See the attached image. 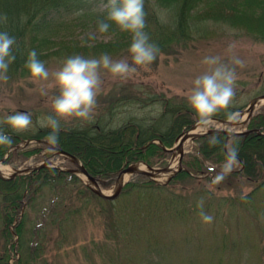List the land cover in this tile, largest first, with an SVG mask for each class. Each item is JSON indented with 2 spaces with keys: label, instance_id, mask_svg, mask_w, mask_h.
<instances>
[{
  "label": "trees",
  "instance_id": "trees-1",
  "mask_svg": "<svg viewBox=\"0 0 264 264\" xmlns=\"http://www.w3.org/2000/svg\"><path fill=\"white\" fill-rule=\"evenodd\" d=\"M96 1L0 0V16H7L6 23L0 22V32H7L16 41L12 46L16 59L10 64L7 74L12 77H29L25 64L32 50L37 52L45 67L52 58L62 59L74 55L97 56L124 52L131 58L127 51L131 35L121 32L112 22H109L111 27L105 33L110 36L108 41L81 46L73 39L64 38L72 22L69 17L91 16ZM107 11L94 15L95 19H106ZM144 12V30L150 42L160 49L153 63H157L162 55L168 57L179 54L193 45L195 40L204 38L207 35L206 22L240 29L253 42L264 43V0H144ZM61 29H65V32ZM159 98L162 99L159 100L162 101L161 112L151 119L131 115L114 128L96 123L76 128L60 124L59 143L56 147L79 158L91 175L102 180L104 187L111 186L119 171L129 163L143 161L149 166L165 165L169 152L152 141L158 139L164 146L171 147L182 126L193 122V110L185 101L175 102L164 96ZM122 99L125 97L119 98V101ZM154 99L152 97L150 101L155 102ZM113 104L109 108L113 109ZM221 112L215 116L226 118V114L221 115ZM0 128L5 134H12L6 124L0 125ZM257 128L264 129V107L248 123V129ZM50 132V128L39 127L29 137L45 140ZM213 135L220 138V143L215 146L208 143L209 137ZM10 137L12 146L23 141L16 135ZM75 142L80 145H72ZM229 142L238 146L241 167L228 176L241 175L257 183L252 192L236 198L243 204H250L249 199L255 190L264 186V134L252 132L237 135ZM39 143L13 149L4 163L17 168L24 160L37 159L34 156L44 150ZM224 143V134L213 133L199 138L195 153L183 156V170L166 184H157L144 175H134L125 184L121 196L114 201L99 198L78 177L51 167H42L10 180L0 179V236L10 244L0 254V264H11V257L14 260L12 264H36L44 252L45 239L57 245L63 243L65 224L71 213L67 200L70 202L73 198L85 205L90 200L94 205L100 203L101 206L97 204L94 212L103 217L109 227H119V244H127V236L132 232L128 227L133 229L134 221L141 223L138 228L144 230L151 222L156 223L167 215L180 214L181 211L185 215L190 207H196V196L193 200L190 197L184 199L174 190L187 189L188 184L195 181V175L206 173L205 170L210 169H207L206 162L223 164L226 155ZM7 148L0 146V159ZM105 153L110 155L101 162L94 159ZM44 155L49 157L51 151H46ZM208 180L211 181V178L208 177ZM32 210L36 211L37 216L33 217L30 228L32 218L29 215ZM10 225H13L14 234L9 229ZM53 233L59 237L52 238ZM14 235L18 236V242L14 241ZM164 247L155 249L159 251ZM17 253H20L19 258Z\"/></svg>",
  "mask_w": 264,
  "mask_h": 264
},
{
  "label": "rangeland",
  "instance_id": "rangeland-1",
  "mask_svg": "<svg viewBox=\"0 0 264 264\" xmlns=\"http://www.w3.org/2000/svg\"><path fill=\"white\" fill-rule=\"evenodd\" d=\"M107 4L106 0H98L92 8L91 16L69 17L72 20L69 29H66L67 32L61 29L67 34L64 38L73 39L81 46L96 41H108L110 36L97 31L99 20L94 16L103 14L107 10L105 7ZM208 21L213 22V20ZM206 29L208 37L193 43L179 54H171L168 57L162 55L157 63L147 66L132 65V59L124 52L110 54L113 60L126 59L131 66L137 68V71L129 78L121 79L113 78L111 73L101 69L102 84L91 118L82 120L75 117L66 119L56 117L59 123L68 128H76L88 123H96L100 126L106 124L107 127L114 128L131 115L146 116L147 119H151L161 112L162 101L159 100L162 99L159 97L163 96L175 102L185 101L192 110L188 102L192 82L207 69V65L202 61L206 57L213 56L220 57L221 62L226 64H230L233 56L244 61V67L236 66L237 80L232 104L220 114L245 112L250 101L264 93V43L253 42L245 37L240 29L231 28L226 24L206 22ZM89 32H95L96 39L82 45L81 37L84 36L87 40L86 34ZM232 44L235 47L229 52V45ZM82 56L99 58L101 55ZM65 59L49 60L46 66L49 73L58 70ZM42 89L47 95H41ZM58 94L59 89L51 75L47 81L34 80L31 76L22 78L9 76L7 83L0 81V119L16 112L29 113L32 117V125L28 130L15 132L10 128L12 134H6L28 139L29 135L34 134L41 127L42 117L55 115L51 104L52 98ZM124 97L125 99L119 101V98ZM152 97L155 98V102L150 101ZM112 103H114L113 109L109 108ZM262 105L264 104L257 106L255 113L261 112L264 107ZM192 115L194 122L197 117L194 112ZM215 127L222 126L216 123ZM186 129L187 126H182L179 134ZM236 129L242 130L240 127ZM33 143L35 141L29 144ZM72 145L78 146L80 143L75 142ZM196 147L195 140L189 141L184 149L188 153H195ZM46 151L49 150H42L34 156L38 157L35 160L32 158L24 160L19 167L34 166L45 160L47 165L75 168L72 163L62 158L46 159L48 157L44 155ZM108 155L110 154H101L94 159L101 162ZM170 157L171 154L167 161ZM205 165L220 171L222 164L208 161ZM239 168L240 165L233 171ZM207 174L212 181L214 176H211V172ZM207 174L198 173L195 175V181H191L187 189L176 188L174 191L184 199L190 197L193 200L196 196L197 204L203 199V210L214 217L211 224L202 223L198 215L200 209L196 204V207H190L185 215L183 211L180 214L167 215L165 219L156 223L151 222L144 230L138 228L141 223L134 221L133 229L128 227L132 232L127 236V244L124 242L119 244V227H109L107 221L105 222L103 217L94 212L95 207H98L97 204L99 206L101 204L94 205L93 201L85 200L87 201L85 205L73 198L70 202L67 200V207L71 213L65 224L63 243L57 245L45 239L44 252L36 264H264V186L251 196L250 204H243L236 198L250 193L256 187V182L235 175L227 176L219 185H212ZM75 176L82 178L79 173ZM166 179L163 177L157 180L162 184ZM113 189L111 186L103 191L110 193ZM62 197L65 198L64 195ZM29 216L32 218L29 224L31 228L33 217L37 216L36 211L32 210ZM54 233L52 238H58L59 236ZM14 241L18 242L16 236ZM9 246L10 244L0 236V254ZM161 246L165 247L159 251L155 249ZM17 257H20V253ZM13 262L11 257L9 263Z\"/></svg>",
  "mask_w": 264,
  "mask_h": 264
},
{
  "label": "clouds",
  "instance_id": "clouds-1",
  "mask_svg": "<svg viewBox=\"0 0 264 264\" xmlns=\"http://www.w3.org/2000/svg\"><path fill=\"white\" fill-rule=\"evenodd\" d=\"M107 17L97 21V31L107 33L111 24L114 23L121 32L131 35V43L128 53L131 55L132 64L136 66H147L153 63L160 52L159 47L150 42L149 35L145 32L146 21L144 12V0H108L105 6ZM0 22H7V16H0ZM81 37L82 45L89 40L96 39L95 32H89ZM16 43L15 38L7 32H0V81L7 83L9 80L8 69L16 57L13 54L12 46ZM234 44L229 45L228 51L232 52ZM203 64L207 65L206 71L195 78L188 95V102L197 117L198 130H206L216 126L213 117L221 110H226L232 104L235 96V83L237 80L236 66L244 67V61L233 56L230 64L221 62L220 57H206ZM25 67L29 70L34 80L47 81L51 75L59 94L52 98V110L54 116H45L40 119L41 127L51 129L45 137L50 146L49 151H54L59 143L60 123L56 117H75L82 120L91 118L92 112L97 104V96L102 84L100 71L107 70L113 78L127 79L137 71L126 59L113 60L107 53L99 58H85L82 55H74L61 62V67L49 73L37 55L35 50L28 54ZM41 95H47L41 90ZM226 118L229 124L239 119V113L227 112ZM6 124L15 132L28 130L32 125V117L29 113L16 112L6 115L0 119V125ZM208 143L215 146L220 143L217 135L209 137ZM13 141L0 128V146L11 148ZM226 155L220 171L216 172L211 184L219 185L225 178L240 165L239 149L232 142L225 144ZM215 172L216 169L210 168ZM70 179V178H69ZM204 201H198L200 209L198 215L203 224H211L214 217L203 210ZM47 211V209H45Z\"/></svg>",
  "mask_w": 264,
  "mask_h": 264
},
{
  "label": "water",
  "instance_id": "water-1",
  "mask_svg": "<svg viewBox=\"0 0 264 264\" xmlns=\"http://www.w3.org/2000/svg\"><path fill=\"white\" fill-rule=\"evenodd\" d=\"M263 98H264V94L260 95L259 97L254 98L251 101L249 107L247 108V117L245 119L241 120V121L238 120L235 123L229 124V122L227 120H224V119H215V120H217V121H219V122H221V123H223L225 125H230V126H237L239 124H246V122L248 121V119L252 115L254 108L259 103V100H261ZM196 127H197V123H194V124H192L190 126L189 130H186L185 132H183L181 134V136H180L181 140L178 143V145L176 147L170 149V151L172 152V158H171V160L168 162V164L166 166L159 167V168H154V167H150V166L145 164L147 169L146 170H142V169H139L135 164H130L127 167L123 168L121 170V172L119 173L118 177H117L115 190L113 191L112 194H109V195L103 193V191L99 188L96 180L93 177L89 176V174L87 173L85 167L82 164L79 163V160L77 159V157H75L73 155H70L69 153H67L66 151H63L61 149L55 148V150H56V152L58 154L70 158L77 165L79 171L89 180V182H91V183H93L95 185V188H92V189L98 196H100V197H102L104 199L112 200V199L117 198L120 195V193L122 191V188H123V185L125 183V178H127L130 175H133V174H144V175H146V176H148L150 178H154L155 176H158L160 174H164V173H168V172L173 171V174H171L170 177L173 176L177 172V170H174V167H173V165H174V163H173L174 162V154L176 153V151H178V153H179V159H178L179 168H178V170H180L181 169V158H182V155L184 154L183 143L188 138L195 139V138H198L201 135H203V133H199L198 134V133H191L190 132L191 130H194ZM213 132L224 133V134L227 135V137L243 133V132H232L230 130H225V129H218V130L217 129H211V130H209L206 133H213ZM35 168H38V166L30 167V168H24V169H17L13 173V175H11V177H13L15 175H18V174L25 173L27 171H31V170H33ZM70 171H76V170L75 169H71ZM0 178H3V176L1 174H0Z\"/></svg>",
  "mask_w": 264,
  "mask_h": 264
},
{
  "label": "bare ground",
  "instance_id": "bare-ground-1",
  "mask_svg": "<svg viewBox=\"0 0 264 264\" xmlns=\"http://www.w3.org/2000/svg\"><path fill=\"white\" fill-rule=\"evenodd\" d=\"M207 35L205 36V37H208V33H206ZM204 37V38H205ZM197 43L200 41V40H195ZM196 42H194V43H196ZM264 101V100H263ZM41 142H44V143H39V144H41V146H42V148L44 149V150H46V149H49V145L47 144V142L45 141V140H40ZM189 142V140H187L186 142H185V145L187 144ZM13 146H11V148H7V150H6V152H5V154L3 155V157L1 158L2 160H5L6 158H5V156L7 155V157H8V155H9V153L13 150V148H12ZM55 148H57V149H60V148H58V147H55ZM62 150V149H61ZM63 151H65V150H63ZM67 152V151H66ZM67 153H69V152H67ZM70 155H72L71 153H69ZM73 156H75V155H73ZM76 157V156H75ZM0 159V160H1ZM78 160H79V163L80 164H82L83 165V163L81 162V160L79 159V158H77ZM177 157L175 158V164H176V166H177ZM8 168H7V167ZM6 166H3L2 165V163H0V174L3 176V177H9V176H11L12 175V173H13V170L12 169H16V168H14L13 166H11V165H9V164H6ZM84 166V165H83ZM85 167V166H84ZM137 167L139 168V169H144L145 168V166L144 165H142L141 163H139V164H137ZM206 167H207V169L209 168V166H207L206 165ZM18 168V167H17ZM86 169V168H85ZM77 173H79L81 176H82V178H85L84 176H83V174L79 171V169H78V167H77ZM86 171H87V169H86ZM87 173L89 174V176H91V177H93L95 180H96V182H97V184H98V186H99V188L101 189V188H103L104 186L102 185V183H101V179H99V178H97V177H95V176H93V175H91L88 171H87ZM165 176H167V174H163V175H161V176H159V177H156V179H160V178H163V177H165ZM90 186L92 187V188H95V185L93 184V183H91L90 182ZM254 190V189H253ZM252 190V191H253ZM251 191V192H252Z\"/></svg>",
  "mask_w": 264,
  "mask_h": 264
}]
</instances>
